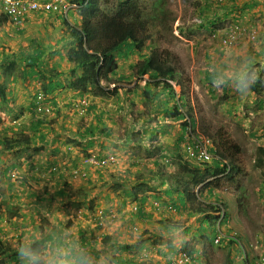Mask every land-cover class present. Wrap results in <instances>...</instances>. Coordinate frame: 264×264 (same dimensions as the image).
Listing matches in <instances>:
<instances>
[{
    "label": "rangeland",
    "instance_id": "1",
    "mask_svg": "<svg viewBox=\"0 0 264 264\" xmlns=\"http://www.w3.org/2000/svg\"><path fill=\"white\" fill-rule=\"evenodd\" d=\"M155 1L140 0L139 2L142 11L146 14L153 15L155 10L159 13V8L169 11L161 13L159 22L155 19L153 20V25L150 27L149 32L151 41L155 46L160 50L169 51L179 66L181 75L177 76L175 80L181 84L179 88L182 91L180 89H178V92L176 91L179 93L178 96H180L181 92L183 100L189 107L188 111L192 113L195 119L197 131L202 135L211 136L215 142L217 138L220 141L225 139L228 142L225 147H220L227 156L225 158L227 162L231 159V153L235 155L233 162L238 171L231 173L229 178H226L225 175L229 171L218 174L215 178L209 176L206 182L211 186V193H214V195L211 194V197L214 199L220 198V201L227 207L224 209L226 220H222V229L227 235L231 236L230 239L238 241V247L240 248L235 251L236 254L234 255L233 250L236 245L228 242L227 246L212 247L213 254L222 253L225 257L224 260L235 258L236 256L239 258L247 248L252 249L255 261L260 262V255L264 256V165L259 168L255 167V160L259 154L257 149L264 147V135L261 132L264 125V65L261 63L263 59L256 54L254 55L255 48L252 47L256 45L241 44L228 47L221 41V33L207 30L209 28L205 27L202 20L198 18L200 15H197L198 1L165 0L164 6H158V8L154 6ZM235 11L239 19L246 23L245 20L248 19V15L243 13L239 7ZM224 12H229L228 8ZM41 17L45 18L41 19V24L36 23L41 30L28 31L29 35L31 33L28 41L36 40L37 45L39 43L43 49L45 46L49 48V57L40 58L49 66L51 55L56 52V49L61 54L59 56L65 57V52L60 50L67 38L61 39V37L64 35L68 37L69 28L63 21L57 20L55 17ZM217 19L221 20V17ZM234 19L235 17L233 16H226L220 26L222 29L225 26L227 28L230 24L229 22ZM36 20V22L39 21L38 19ZM74 22L72 19V24ZM56 39H58V42L54 45ZM34 44L28 43L32 47L27 52L28 57L34 52ZM127 47L124 46L121 50L125 52L128 49ZM217 51H221V56L223 55V57L228 56L224 62L218 56ZM238 51L246 53L247 56L245 59L232 60V57ZM204 53H209V56L215 53L217 55L216 59L212 61V58H205ZM238 54L240 55L239 52ZM58 61H62L60 57L56 58L53 56L51 63ZM17 67L18 64L15 70ZM60 67L61 70L67 69L65 68L66 64ZM210 68L213 70H209ZM136 69V67L130 69L132 81L137 78ZM214 70L216 79L211 77ZM18 71H20V68H18ZM137 80L140 79L138 78ZM27 81L28 90L32 88L33 97L38 84H35L30 77H28ZM146 88L147 86H143L142 90ZM137 89L140 90V87ZM70 99L72 97L68 95L65 101L60 100L61 104H66ZM63 108L70 109L69 106L64 107V105L60 109ZM70 112H72L71 109ZM45 118L51 119V114H47ZM65 118H57L61 127L62 123L64 126L71 125V118ZM65 120L67 123L64 122ZM54 128L53 126L52 129ZM251 133H253V136ZM133 138L136 137L133 136L132 139H129L125 148L137 156L136 158H131L134 162L131 171H135L139 167L140 171H142L137 175L139 177L138 181L143 182L151 175L148 171L149 164L145 160L147 155L153 151H159L161 148L159 146L160 143H166L172 148L175 138L171 137V140L168 139L169 141L160 142L159 144H152L154 141L146 138ZM139 140L143 141V143H140ZM48 142L53 144L55 142L54 137L49 138ZM61 142L63 141L61 140ZM104 144L111 147L113 146V141H105ZM230 145L237 146L238 152L229 148ZM29 151L25 150L26 153L31 152ZM65 151L67 152L65 157L60 155L56 158V165L65 171L76 168L74 163L78 164V162H74L75 159H71L73 155H69V151ZM112 152H117L126 158L124 159V164L119 166V170L113 169L111 170L113 174L109 172L103 174L111 185L108 188L103 187L102 182L98 181L92 182L90 185H83L85 183L84 179L88 175L85 178L76 177L78 180L73 182L77 183L78 186H68L65 190L73 193H78L79 191V195H85L84 201H82L83 197L79 196L75 199L71 197L65 198L66 203H64V206L67 205V209L63 208L64 211H62L61 207H59L55 215L53 213L56 210H51V206L48 210L38 209V216L36 215L35 218L38 231H40L39 235H43L45 228L50 226L49 222L51 220L54 225H57L55 219L61 220L62 223L59 224L60 228L58 229L64 242H66V238H70L68 235H72L75 232L76 225L77 228L83 230L84 239L89 241V245L85 247V252L82 256L87 259L84 264H114V260L119 263L122 259L127 264H169L170 258L176 255L181 244H187L193 236L199 238L198 233L200 230L196 233V227L200 221L199 214L193 216L196 217L194 219L187 214V212L193 210L192 206L179 207L181 201L176 196V193L170 195V199L164 198V195H160V192H156L159 198L155 197V192L150 186L153 184H150L147 180L143 187V190L146 191L138 195V197L148 194H152L154 197L147 205L146 202H143L142 210L146 212V217L140 219L137 216L138 211L142 212L138 206L140 203L138 197L135 199H122V196L125 197L122 192H116L115 190L117 187L116 183H120V185L126 183L124 179L134 181L132 176L135 173L128 176V170H125V168H128L127 162L129 158L126 154L129 152L118 149ZM165 152L170 154L168 157L169 162L174 164L178 159L176 156L179 154H176L173 149H167ZM30 154L33 155L32 152ZM41 157H44V155L41 154ZM138 163L139 165H137ZM173 167L176 171L177 166L174 165ZM170 170H167V172L169 173ZM218 170L219 172L221 171L220 168L213 171ZM19 173L21 175V169ZM29 173H36L40 178L41 176L47 177V173L45 174L39 170H33ZM63 173V175L68 176L66 172ZM186 177H190V175L186 174ZM51 178L55 180L58 176L52 175ZM63 179H67V177ZM68 179L71 180L73 178L69 177ZM165 179L167 184L171 183L169 177ZM136 184L133 183L134 186ZM148 186L151 188L149 189L150 191L147 190ZM58 189L55 185L49 193H47V187L45 186L41 190H38V188L33 190H38V194L47 193L49 197H52ZM208 192L207 189L203 188L199 197L203 198V195L210 197ZM155 200L157 201L156 203L154 202ZM193 206H196V204ZM177 207V210L173 209ZM164 221L166 223H169V221L177 223L179 227L169 231V229L163 227ZM69 222L73 223L72 227L74 228L66 229L67 226L65 225L69 224ZM30 223V219H28L26 225ZM203 234L207 240H212L215 235L213 228L209 227L204 228ZM180 239L183 241L180 242ZM174 240H177V247L172 248L169 241ZM170 245L171 250L169 249ZM127 246L131 248H126ZM227 247L228 251L223 250ZM70 248L78 253L74 244H71ZM41 251L42 249L38 251V255L44 256ZM209 252H211L210 249ZM118 255L122 257H118ZM214 259L216 260V258Z\"/></svg>",
    "mask_w": 264,
    "mask_h": 264
},
{
    "label": "crops",
    "instance_id": "2",
    "mask_svg": "<svg viewBox=\"0 0 264 264\" xmlns=\"http://www.w3.org/2000/svg\"><path fill=\"white\" fill-rule=\"evenodd\" d=\"M204 5H208V8L210 9V13L204 14L207 21L223 17V13L220 12L217 14L215 13L216 10H224V8L232 10L238 7L243 8L245 5H248L250 9H246L243 12L248 15V19L245 21L253 25L257 31L256 46L254 45L255 47L252 48H255L254 55L256 54L259 58L263 59L261 63L264 65V0H207ZM41 16L48 15L45 13H32L25 21L23 28L16 29L7 17L4 18V14L0 6V18H2L0 19V86L4 89L3 96L0 94V233H5L7 235L5 243L12 250V255L0 254V264H24V262L28 259V256L26 253L21 252L22 248L34 255H37L38 251L42 249L41 252H43L44 256L51 253L53 254V259L57 262L75 261V264H80V262H83L84 264L87 262V259L82 256L85 252V247L89 245V241L84 239L85 237L82 229L77 228L76 225L75 232L72 233V235H68L70 238H66V242H64L61 232H59L58 229L60 228L59 224L62 223L61 220L59 221L55 219V221H57V225H54V222L51 220L49 222L50 226L45 228V231H43V235L41 236L39 235L40 231H38L35 218L36 215L38 216V209L48 210L50 206L51 210H56L54 213L52 212L54 215L57 213V209L59 207H61L62 211H64V209H67V205L64 206V203H66L65 198L71 197L75 199L79 196L83 197L82 201H84L85 195H79V191L78 193H73L65 190L68 186H78L77 183L73 182L77 181L78 178L71 180L68 179L69 176H65L67 179H63L64 177H58L55 178V180L51 178L52 176H47L45 178L41 176L40 178L36 175V173L30 174L28 172L27 169L31 168L28 163L36 164L35 166L39 171H45L44 169L49 165L57 164L56 158L58 156L62 155L65 157L67 153L65 151V149H67L66 146L73 147L74 152H69V155H73L71 158L75 159L74 161H76L77 158H80L79 155L87 153L104 155L114 151L115 149L127 150L129 152L126 154L127 156L133 155L131 151L125 148V145H128L129 139H132L133 136L137 138L138 135L132 133L135 129L142 130V138H147V133H151L153 129L152 124L148 122L146 115L149 111L151 115L155 114V109L158 111L162 120V123L159 125L160 131H158L159 141L156 144H159L160 142H167L171 140V137L176 138L181 130L179 131V128L175 127V124L178 123L175 118L169 119L165 117V114H168L166 110L170 108L169 105H172L173 102L172 100H168V95L163 89L157 88L156 90H153L152 98L144 102L141 101V98L139 97V90L132 85L133 83L127 85L128 90H125L123 93L120 91L119 95L115 98H93L95 99L94 105L96 110L92 111L87 116H77L73 111L70 112V109L68 110L63 108L61 113L51 116V119L40 118V121H38L39 119L33 121V117L30 112L31 108L29 109L33 92L32 88H29L28 90L27 87L28 76L25 73L29 71V68L24 65V62L26 61L24 60V57L28 58L27 52L29 49H32L28 43L35 41H28V38L31 36V33L29 35L28 31H34L36 29L39 31L41 30L39 25H36V23L41 24V19H45ZM36 19L39 21L36 22ZM55 42H58V39H56ZM243 45L245 44L243 43ZM46 49L48 52L49 48L46 47ZM60 51H62V49ZM63 51L66 52V49ZM238 52L232 57V60L235 59V61H237L242 58L245 59L247 56L246 53H242L241 51ZM58 53L60 52L56 49V52L51 55V61L53 56L56 58L61 57ZM142 54H144V52H138L136 50H134L132 54H128L126 51L123 52L122 50L117 52L118 68L116 70V74L111 77V82L115 83L118 80L128 81L131 78L130 69L133 68L134 64L139 61L140 55ZM217 54L223 62L225 58L228 57H223V55L221 56V51H217ZM15 56H19V58L15 60ZM216 56L217 55L215 53L210 56L209 53H204V57L212 58V61L216 59ZM11 57H13V59H11ZM11 61H13L14 70L11 69V65H9ZM51 61L48 68L53 66ZM56 63L60 65L66 64L65 68L71 66L65 61V59ZM17 64L18 67L15 70ZM18 68H20V71H18ZM209 70L213 69L210 68ZM214 73L215 70L211 74V77L216 79ZM34 83L36 84L35 81ZM116 84L118 85V83ZM68 95L76 96L78 94L76 91L59 89L51 96L54 100L57 99V101H65ZM58 117H63L64 119H66L65 117L71 118V125L64 126L62 123L61 127L59 125V120H57ZM36 121H38V127L41 130L40 132L38 131V133L30 128L32 125L31 123L37 124ZM64 122L67 123L66 120ZM53 126L55 127L54 129H52ZM81 127H84L85 129L92 128L94 136L88 137L85 135L84 137H81ZM41 133L45 135L47 141L49 138L54 137L55 142L53 144L50 142L47 144H37V140L33 135L39 136ZM28 137H33L34 143L30 139L31 143L28 144ZM24 139H28V145L22 143ZM61 140L63 142H61ZM73 140L76 142H73ZM88 140H91L92 142H89ZM105 141H113V146L110 147L104 144ZM8 145H14V147H10ZM159 146H161L164 150L172 149L166 143H160ZM41 147H43V149L38 150V148ZM26 149L28 151L30 150L33 155L30 154V151V153H26ZM152 153L154 156L147 155L145 158L146 163L149 164V172L151 174L146 180L150 181L153 185H158L161 182H159L155 177V172L161 171V174L164 176L162 180L165 185L163 187H158L154 192L155 195H158L156 192H160V195H164L165 188L167 189L170 187L165 178L170 171L174 169V167L171 168V170L168 169L170 170L169 173L167 172V169L153 168L152 161H154L155 156L158 158L159 152L153 151ZM41 154H43L44 157H41ZM133 157L136 158L137 156L133 155ZM17 162L18 164H16ZM14 165H18L21 168V175L17 179L11 180L6 177V171L11 167H14ZM125 170L127 171L128 168H125ZM130 172L134 174V171ZM103 174L105 173H97V171L88 172V177L84 179L85 183L83 185H90L92 182L98 181L100 183L102 182L103 187L108 188L111 183L106 180L105 175ZM135 176V174L132 176L134 179L133 182L129 179H124L126 183L121 185V189L116 190V192L121 191L124 195V189L129 190L133 186V183H137ZM87 180H89V182ZM55 185L59 189L54 195H52V197H49L47 193H49ZM44 186L47 187V193L38 194V190H41ZM34 188H38V190H33ZM146 196H137L139 202L143 203L144 201L147 205L154 197L152 194H148ZM176 196L178 195L176 194ZM128 197L129 196H122L121 198L126 199ZM164 198L170 199V196L165 197L164 195ZM47 203L48 205L44 206V204ZM186 205L190 206L192 204H190L189 200H186ZM180 206L184 208L183 205ZM9 212L15 213L14 216L9 218ZM192 212L193 211L187 212V214L195 219L196 217L191 215ZM66 214L67 212L65 213V216ZM28 219H30L31 223L26 225V221ZM199 223L196 227V233H198L200 229ZM177 225V223L170 221L169 223H166L165 221L163 222V227L166 229H169L171 226L176 227ZM65 226H67L66 229H71L73 223L69 222V224ZM198 234L199 238L193 236L187 244H181L179 250L186 248H193L195 251L197 250L200 254V261L202 264H241V260H239V258L243 257L248 260V264H255L252 249L246 248L239 258L236 256L235 258H227L224 260L225 257L222 253L218 255L213 254L212 247L214 246L211 245L210 240L208 241L205 235L201 232ZM179 241L181 242L183 240L180 239ZM169 242L172 245V248L177 247V240ZM71 244L76 246L75 250H77L78 253L70 248ZM171 245L169 246L170 250ZM223 245L227 246L226 243ZM234 248L233 254L235 255V251H238L239 248L237 246ZM209 249L211 252H209ZM223 250L228 251V247ZM45 251H47V253H45ZM118 257L122 256L118 255ZM214 258H216L217 262ZM113 262L114 264H127L124 263L123 259L119 263L116 262V260Z\"/></svg>",
    "mask_w": 264,
    "mask_h": 264
},
{
    "label": "trees",
    "instance_id": "3",
    "mask_svg": "<svg viewBox=\"0 0 264 264\" xmlns=\"http://www.w3.org/2000/svg\"><path fill=\"white\" fill-rule=\"evenodd\" d=\"M74 1L78 7L77 18L74 20L75 22L73 23V25L68 27L69 35L67 39V35H64L63 39H66V42L63 44V47L66 49V54L65 57H60V60L65 59V61L71 66L66 70H61L60 64L53 63V66H51V68H48L49 66H47V64L40 59L44 56L42 50L37 49L41 47L40 45L33 46L34 52L31 54L32 58L28 62L25 61L24 65H30L29 71L25 74L34 78V80L40 84L43 93L46 95V98H44L42 102L55 106L57 105V102L53 99V97H51V95H53L56 90L61 89L76 91V93L78 94L76 95V99H82L83 97H85L87 101V105L83 106V112L80 113L79 110L75 108V111L79 114V116L84 117L90 114L92 111L96 110V107L94 105L95 99L93 98L109 99L113 97L114 94H116L117 90L115 87H113V89L109 88L110 77L116 74V70L118 68L117 59L114 53L121 50L124 46H128V49L126 51L128 54H132L134 50H140L145 47L147 42L151 38L149 30L153 25V20L155 19L157 20V22H159L161 20V13L169 11L163 8H159V13L157 12V10H155V13H153V15L146 14L142 11L139 0H113V2H111L110 0ZM202 1L203 3H206L207 0ZM164 4L165 0H156L154 6L158 8V6H164ZM205 6L209 10L208 5ZM246 9H250V7L248 5H245V7L242 8V11ZM6 17L7 15L4 14V18ZM205 24L207 25V21L205 22ZM214 29L215 27L213 28V30ZM230 30L228 31V33H230ZM224 38L226 39V36ZM58 54L61 55L60 53ZM18 58L19 56H15V60H17ZM141 58V61L139 62V64H137L138 75L140 76L148 74L152 79L156 77H162L164 79V91H166L168 95L173 96V89L171 85L166 82V79L173 80L176 76V71L173 66V59L169 55V52L166 50L153 49L147 56L144 55ZM11 59H13V57H11ZM26 59L27 58L24 57V60ZM9 65H11V69L14 70L13 61H11ZM3 90V87L0 86L1 96H3L4 94ZM38 104L39 103L36 101V98L33 97L30 101L29 109L35 108ZM54 111L55 115H57L58 113H60V111H62V109L59 111V109L56 108ZM32 120H38V118L33 117ZM38 121H40V119ZM38 121H36L37 124L31 123L32 125L30 127L36 133H38V131H41L38 127ZM80 129H82V132L80 133L81 137H84L85 135H87L88 137L94 136L92 128L85 129L84 127H81ZM262 130L264 135V125L262 126ZM43 135L44 134L42 133L39 136L33 135L37 140V144L48 143L47 138H45V135ZM251 135L253 136V133H251ZM28 139H24L22 143L27 144L28 142L29 144L31 143L30 139L34 143L33 137H28ZM222 140L224 141V139ZM73 142L76 141L73 140ZM75 144L78 145L77 143ZM223 144L225 143L223 142ZM226 144H228L227 141ZM8 146L14 147V145ZM229 148L233 149L235 152L238 151L237 146L235 145H230ZM42 149L43 147L38 148V150ZM257 151L259 154L255 160V167L259 168L264 165V148L259 147ZM158 152L160 153L161 150H159ZM218 154L221 155V153ZM84 155H87L86 157L90 156V154L88 153ZM149 155L154 156L153 153ZM99 156L102 159L104 158L101 155ZM230 157V162L224 165L225 168H223V165L216 161V165L222 167L220 172L218 170V172L215 171L214 173L206 171L204 172L200 170L199 167L191 165L190 163L188 164L185 160L182 161L181 157L177 155L178 159L175 162L177 165V170L175 173L169 176L171 186L168 187L170 189L165 188L164 195L169 197L170 195L176 193L178 195V199L181 201L180 205H183L184 208L189 206L186 205V200H189L190 204L192 203V205H190V207L192 206L193 209L191 215H200L199 230L202 234L205 227L213 228V230L215 231V223L219 218L221 221L226 220V213L222 216L217 215L221 213L222 209H224L222 207H225V204L221 203L220 198L216 199L217 201H219V204H213L212 201L208 203L207 201L212 199L211 194L210 197H207L206 200H204V202H198L195 195H192L190 191L186 194L185 190H188L189 187L194 188L198 184H204L205 188H209V185L204 182L208 176H213L214 174L218 175L229 171L227 174H225L226 178H229L231 176V173H233L234 171H238L233 162L235 155L231 153ZM82 159L83 157H80L79 159L77 158L78 162L82 161ZM161 161L162 160H158V158L155 156L154 161H152L153 168L163 169L164 166ZM133 164V161L128 162V176L133 174L130 172ZM101 169L102 168L93 169V167H91V169L87 171V174L88 172L95 171L99 173L101 172ZM139 172V168L134 171L137 181L139 180V177H137ZM186 174L190 175V177L186 178ZM155 177L159 182H161L158 187H163L165 183L162 180L164 176L161 174V171L155 172ZM87 181L89 182V180ZM116 184L117 187L115 188V190L121 189L120 183ZM155 186L156 185H153L151 186V188ZM143 187V183H137L135 186L133 185L129 190L124 189V195L129 196L128 198L135 199V196L138 193L145 192L143 190ZM158 187H155V190ZM147 188L148 190L151 189L150 186H148ZM182 194H186L187 197L185 195L183 197ZM194 202H198L196 206H193L195 204ZM46 205H48V203L44 204V206ZM180 205L179 207H181ZM173 209L177 210L178 207ZM140 210L142 212L138 211L137 216L140 219H143L146 217V212L141 208ZM9 214V218H11L15 213L9 212ZM148 216L150 217V215ZM173 228H178V225L176 227H169V230H172ZM5 242L6 241L0 240V254L12 255L11 248L6 245ZM233 242L235 241L232 240V243ZM126 248L131 247L127 246ZM190 250H193V248Z\"/></svg>",
    "mask_w": 264,
    "mask_h": 264
},
{
    "label": "clouds",
    "instance_id": "4",
    "mask_svg": "<svg viewBox=\"0 0 264 264\" xmlns=\"http://www.w3.org/2000/svg\"><path fill=\"white\" fill-rule=\"evenodd\" d=\"M39 1L47 2L46 0H39ZM66 1L69 4V9H68L67 14L65 16L61 15L59 13H53L52 11H44V10L38 9V11H30L28 14H26V16H24L22 24L19 25V26L14 25L12 23L11 19L8 16H7V18L10 20V23L14 26V28L22 29L23 26H24L25 21L27 20V18L29 17L30 14H32V13H45V14H47L50 17H55L57 20L63 21V23H65L66 25H68V27H70V26L73 25L72 24V19L75 20L77 18L78 7L75 4L74 0H66ZM110 1L113 2V0H110ZM196 1L199 2V7L197 9V15H200V17L202 19L200 17H198V18H200V20H202L203 24H205V22L207 20L205 19L204 14L210 13V9L208 10L206 8V6L204 5L202 0H196ZM0 6H1V4H0ZM201 9H202V12H201ZM240 9H242V8H240ZM225 10H226V8H224V10H222V11L221 10H216L215 11V13H217V14L222 12L223 13V15H222L223 17L221 18V20H218L217 18H215V19H211L210 21H207V25L205 24V27L209 28L207 30L212 31V32L216 31V33H221L220 39L223 42L225 40L224 37L225 36L227 37V35H228V31L230 29L235 28L238 31V33H239L237 39L235 41H233L231 44H227V43H223V44L227 45L228 47H231L232 45H241L243 43L245 45L248 44L249 46L256 45V42H257V31H256V28L253 25L247 23L246 21H245L246 23H243L241 21V19H239V16L235 14L236 13L235 9L229 10V12H224ZM2 12H3V10H2ZM243 12H244V10H243ZM200 13H202V14H200ZM3 14H5V13L3 12ZM226 16H229V17L233 16V17H235V19L229 22L230 24H229V26L227 28L225 26L222 29V27L220 26V23L224 22V18ZM214 27H215V29L213 30ZM63 38H64V36L61 37V39H63ZM66 38H68V37H66ZM32 43H35L34 45H37V41L36 40L34 42H32ZM55 44H57V42H55L54 45ZM38 45H40V44L38 43ZM37 49H41L42 52L45 53L43 57H49L46 47H44V49H43V47L41 46L40 48H37ZM64 49L65 48L62 47V50H64ZM153 49H158V48L151 41V38H150V40L147 42L145 47H143L140 50L139 49L136 50L138 52H144V54L140 55L139 61L134 64L133 68L134 67L137 68V64H139V62L142 59L141 57L144 56V55L147 56L150 53V51H152ZM117 52H119V51H117ZM117 52L114 53L116 59H117ZM65 54H66V52H65ZM169 55L173 59V66H174V69L176 71V76H175V78L173 80L166 79V82L169 85H171V87L173 89V96L167 94L168 95V100H172L173 103H172V105H169L170 108L168 110H166L168 112V114H165V117L169 118V119L175 118V120L178 121V123L175 124V127H178L179 131L181 130L179 132V135L175 138V141H174L172 149L174 151H176L175 152L176 154H179V156L181 157V160L183 159L182 161L185 160L188 164L190 163L191 165H195L196 167H199L200 170H202L204 172L206 171V172H214L215 173V171H213V170H216L217 168L221 169V167H222V166H220V167L217 166L216 165V161H218V163L223 165V168H225L224 165H226L227 163L230 162L229 159H228L229 162L226 161L225 158H227V156H226L224 150L220 148V147H225L226 140L224 139V143L225 144H223V141H220L219 138H217L216 139L217 143H216L211 136L202 135V134H200L197 131L196 125H195V119H194L192 113L188 111L189 107H188L187 103L185 102V100H183L181 92H180V96H178L179 93H177V92H178V89H180L179 86L181 87V84L178 81H176L175 79H176L177 76H180L181 73L179 71V66H178L176 60L173 58V56L171 55L170 52H169ZM28 58L29 59H26L27 62L30 61L32 56H29ZM26 66L28 68L30 67V65H28V64H26ZM136 71L138 72V68L136 69ZM28 77H30V76H28ZM111 77H110V86H109V88L113 89V87H115L116 90H117L116 94H114L113 97H111V98H115L116 96H118L120 91L123 93L125 90H128V88H127L128 86L127 85H129L131 83H133L132 85H134L136 88L140 87L139 97L141 98V101H144V102L147 101L148 99L152 98V91L153 90H156L157 88H161V89L164 90V85H163L164 79L162 77H156V78L152 79V78H150V76L148 74H144V75H140L139 76L138 73H137V78H136L135 81H132V78H130L128 81L127 80H118L115 83L111 82ZM145 77L147 78L146 80H145ZM30 78H32V77H30ZM138 78L140 80H137ZM32 79L34 80V78H32ZM35 82H36V84H38L37 81H35ZM116 83H118V85ZM143 86H147V88L142 90ZM180 90L182 91V89H180ZM39 96L41 97V99H38ZM33 97L36 98V101L39 104L35 108L30 109V112H31V116L36 117L38 119L45 118V116L47 114H49V113L51 114V116H53V114L55 113L54 110L56 108L61 110L60 109L61 106L65 105L64 103L61 104L62 102L61 101H57V99L55 100L57 102V105H55V106L52 105V104H46V103L42 102V100H44V98H46V95L43 93L40 84H39V86L36 87V91L34 92V96ZM33 97L31 96V98H33ZM71 97H72V99H70V101L66 103V104H69V105H65V106H69L71 111H73L74 114L79 116V114L75 111L76 101L85 100V102H86L85 106L87 105V101H86L85 97H83L82 99H79V98L76 99V96H71ZM40 105H44L45 107H49L50 108V112L46 113V112H43L42 110H39V106ZM154 111H155V114L151 115V113L149 111L148 114L146 115V117L148 119V122H150L152 124V129H153L151 131V133H147V138L146 139L147 140H153L154 143H152V144H156L159 141V139H158V131H160L159 125L162 123L161 116L159 115L158 111H156V109ZM79 112L81 113V111H79ZM172 127H174V126H172ZM262 131L263 130L261 129V132ZM132 133L138 135L137 139H143L142 136H141L142 130H136L135 129V131H133ZM139 142L143 143V141H141V140H139ZM66 148L67 149H65V150H67V151H69L71 153L73 152V147L66 146ZM189 149L193 150L195 154L200 151V159L191 157L190 154H189ZM160 150H161V153H158V159L162 160L161 163L164 166L163 169H167L168 170V169L173 168L174 165L177 166L176 163H175L177 160L174 162V164L169 162L168 157L170 156V154L165 152L167 149L164 150V149L160 148ZM162 151H164V152H162ZM218 153H221V155H219ZM88 154L94 155V156H96L98 158H101L99 155H96L95 153H88ZM149 154H151V153H149ZM108 155H114L116 157V159H117V163L115 165H113V166H110V167H107V168H102L101 169V173L109 172L110 174H113L111 172V170H113V169H118L119 170L120 169L119 166H122L121 164H124V162H125L124 159L126 157H124L123 155H121V154H119L117 152L116 153L110 152L108 154H104V155H101V156H103L105 158ZM86 156L87 155H83V156H80V157L84 158ZM128 158H129L128 162L132 161L131 158H133V155L128 156ZM176 158H177V156H176ZM74 162H78V160H76ZM128 162H127V166H128ZM28 164L31 167V168L27 169L29 172H31L33 170H37L38 171V168L35 166L36 164H32V163H28ZM74 165H75L76 168L80 166L81 172L78 175L74 176V175H72L70 173V171L72 169H74V168H71L70 170L64 171V172H66L68 174L69 177H71L73 179H76V177L85 178L87 176V171H89L91 169V167H88V166H85V165L81 166V161H79L78 164L74 163ZM74 165H73V167H74ZM137 165H139V163ZM53 166H57V165L56 164L49 165L47 168H45V171H41V172H44L45 174L47 173L46 176H52V175L54 176V175H56V176H58L60 178H63V177L65 178L66 175H63L64 174L63 172H59V171L56 172V173L52 172L51 171V167H53ZM57 167L60 168V166H57ZM13 168H16L18 171L21 169L18 165H14V167H11L10 169H8L6 171V177L8 179H11V180H14V179H16V178H18L20 176V173H18V175L16 177H14V178L8 176V172L11 169H13ZM137 168H139V167H137ZM212 168H214V169L211 170ZM60 169H62V168H60ZM96 169H99V168H96ZM148 171H149V169H148ZM117 172H119V171H117ZM175 172L176 171L174 169L171 170L170 173L167 175V177H169L171 174H173ZM217 176L218 175L214 174L213 176H210V177L215 178ZM186 178H189V177H186ZM207 178H206V180H207ZM169 180H170V178H169ZM206 180H205L204 183L208 184L209 188H205L204 184H198L194 188L189 187L188 190H185L186 194L189 193V191H190L192 193V195H195V197H196L198 202H204V200H206L207 197L205 195H203V198L199 197V194L200 195L202 194V193H200V191L203 188L207 189L210 192V193L208 192V196L210 194L214 195V193H211L212 192L211 186H210L209 183L206 182ZM146 181L145 180L143 182L138 181L137 183H143V185H144V183ZM150 184H151V182H150ZM159 184L156 185L155 187H158ZM169 185L171 186V183ZM150 186H153V185H150ZM155 187H153L152 189L155 190ZM144 191H146V190H144ZM141 193H144V192H141ZM141 193H138L136 195V198ZM186 194H184V195L186 196ZM155 197H158V196L155 195ZM165 197H168V196H165ZM211 201L213 202V204H217V203L219 204V201H216V199H214L213 197H212L211 200H208L207 202L210 203ZM154 202L156 203L157 201L155 200ZM198 202H194V203L197 204ZM144 203L140 202L139 205H138L139 208L142 209ZM221 203H223V202H221ZM225 207H222V208L225 209ZM224 209H222L221 213L217 214V215H219V216L225 215ZM223 212H224V214H223ZM214 233H215V235H214L213 239L210 240V243L213 246H222L225 243L227 245L228 242H232V240L235 241V239H230L231 236L227 235L225 233L224 229H222V221L220 220V218L215 223V231H214ZM217 237L219 238V241H218V243H215L214 240ZM6 239L4 241H6ZM233 243L237 247L239 246L238 241H235ZM238 248H240V247H238ZM190 249H192V248L181 249L178 252H182L183 251V252H186V253H189V254H192V255H196L197 258H198V263L197 264H202L201 261H200V254L198 253V251L197 250L195 251L194 249L193 250H190ZM21 252L22 253H26L27 256H28V259L24 262V264H75V261H59V262H57V261H55L53 259V254H51V253L48 254V255H45V256L38 255V254L34 255L31 252H27V250L24 249V248L21 249ZM178 252H176V254ZM239 260H241V264H248V260L246 258H244V257H243V259L239 258ZM259 261L260 262L255 261V264L256 263L257 264H264V256L263 255H260V260ZM80 264H83V262H80Z\"/></svg>",
    "mask_w": 264,
    "mask_h": 264
},
{
    "label": "built area",
    "instance_id": "5",
    "mask_svg": "<svg viewBox=\"0 0 264 264\" xmlns=\"http://www.w3.org/2000/svg\"><path fill=\"white\" fill-rule=\"evenodd\" d=\"M1 8L3 12L11 19L14 25H21L24 19V16L28 14L30 11H52L53 13H59L61 15H66L69 9V4L66 0H49L47 2L39 1V0H0ZM238 31L233 28L228 33L226 39L223 43L231 44L238 37ZM38 99H41L39 96ZM86 102L85 100L76 101L75 107L83 112ZM39 110L43 112H50L49 107H45L44 105L39 106ZM189 154L191 157L200 159V151L198 153H194L193 150L189 149ZM117 163V159L114 155H108L105 158H98L94 155H90L88 157H84L81 161V166H88L93 168H107L113 166ZM51 171L56 172H64L58 168L57 166L51 167ZM81 172L80 166L74 168L70 171V173L74 176L78 175ZM19 171L16 168L11 169L8 172V176L14 178L18 175ZM7 238L5 234H0V240L4 241ZM219 238L217 237L214 242L218 243ZM198 258L196 255H192L186 252H178L169 260V264H197Z\"/></svg>",
    "mask_w": 264,
    "mask_h": 264
}]
</instances>
